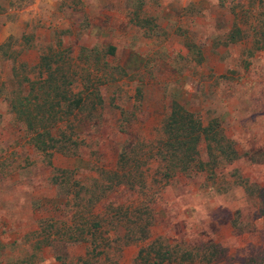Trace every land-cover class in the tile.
Here are the masks:
<instances>
[{
	"label": "rangeland",
	"instance_id": "1",
	"mask_svg": "<svg viewBox=\"0 0 264 264\" xmlns=\"http://www.w3.org/2000/svg\"><path fill=\"white\" fill-rule=\"evenodd\" d=\"M109 1L0 0V264H146L139 251L149 244L165 250L166 242L178 258L186 253L182 264L190 263L187 249L196 251L187 246L207 244L218 264L263 255L264 219L254 208L261 198L249 188H264V0H126L138 11L135 22L128 5L113 8ZM67 5L82 12L79 29L70 25ZM141 17L149 23H137ZM110 43L115 53L105 56ZM199 46L201 65L195 63ZM43 53L56 60L51 68L68 76L64 83L74 79L68 91L87 85L89 98L113 70L103 109L61 124L76 155L45 157L9 105L10 98H23L28 107L43 104ZM86 59L94 62L90 74ZM81 75L88 78L82 82ZM176 95L204 124L218 118L241 156L213 170L178 173L166 184L160 165L150 163L143 188L153 193L149 236L131 242L127 230H113L119 206L132 202L123 216L138 231L136 193L116 189L91 215L83 204L95 202L106 185L97 171L115 167L128 139L117 125L131 122L132 135L144 139L135 146L145 147ZM80 236L92 244L74 240Z\"/></svg>",
	"mask_w": 264,
	"mask_h": 264
},
{
	"label": "trees",
	"instance_id": "2",
	"mask_svg": "<svg viewBox=\"0 0 264 264\" xmlns=\"http://www.w3.org/2000/svg\"><path fill=\"white\" fill-rule=\"evenodd\" d=\"M134 15L136 17L138 12L135 11ZM135 17H133V20ZM131 19L132 16H130V21ZM137 23L143 25V23H149V20L147 18H141ZM238 32L239 30L237 28L232 29L229 33V37L232 38L233 33ZM187 47L190 52L191 46L188 45V43ZM115 48L114 45H108L104 55H114ZM84 51L86 52V50ZM55 61L56 60L53 59L50 53H43L40 56L39 66L47 70V76L42 81L43 86H45L43 91H41L43 104L28 107L23 102V98L22 100L17 99L18 102L10 98L9 104L11 110L16 113L17 118L25 125L26 131L30 134V140L33 146L45 157H50L55 152L70 155L77 154L75 148L67 143L68 140L71 142L74 139H72L70 135L66 137L65 129L61 130V124L68 122L69 118L76 113L85 111L88 113L87 115H91L92 111H96L98 108L102 110L104 107L103 92L114 83L112 79H109L113 76V70H111L108 74H104V76L108 75V79L100 85H94V89L90 91V93L94 94L93 98H89L88 94H86V90H88L87 85L77 92L68 91L67 88L69 84L71 85L74 82V79L64 83L63 78L68 76L66 74L63 75L57 65L51 68ZM84 61L88 66V74H90V72L92 73V70L94 71L95 69L91 67L93 61L90 59ZM203 62L204 56L201 46H199L195 63L201 65ZM66 72H69V69H67ZM100 72L101 73L95 72L94 75H103V71ZM73 74L74 73H72V75ZM80 78L83 79L82 82H84V78H88V75H81ZM32 91L33 87H31L30 93ZM179 97V95H176L172 98L167 113L156 130V137L149 140L145 147H140V149H138L135 146L136 141L143 142L144 139L140 140L132 135L131 122H128L125 126L117 125L119 131L124 132L128 139L119 147L117 153L118 160L115 167L111 170L101 169L97 171L99 177L104 180L102 182H105L106 185L104 187L101 186L102 188L99 189L101 193L98 194L95 202L89 201L83 204L85 206L83 209H88L91 215L95 205L98 202L102 204L105 199L109 197V194L116 189L124 187L125 190L129 191L131 194L136 193V207H134L133 213L137 217H135L134 223L138 231L132 232L133 229L126 223V217L123 216H127L129 209H131V205L133 206L132 202H130L131 205L122 204L119 206L114 224L115 229L113 230L116 233L127 230L125 234L130 236L129 240L131 242L144 241L149 236L151 221L148 216H151V209L154 203L152 200L153 193H151V191L146 192L143 188L146 186V178L149 177L147 171L149 169H147V167L150 163L157 162L158 165H160L161 172H159V176L162 177L161 179H163L164 184H166L178 173L188 174L213 170L216 169L214 167L218 164H230L241 156L235 143L225 136L218 118L212 117L204 124L198 113L189 110L184 105V102L181 103ZM32 98L36 99L38 97L34 95ZM55 104L57 106L60 104L62 105L55 109ZM54 130L60 131L59 134H55ZM202 143L205 145L204 159H202L200 150ZM249 189L254 191L252 193H256L257 197L261 198V200L257 201L258 204L254 205V208L258 215L264 219V188L261 189L260 187L252 185ZM244 191L247 192L248 195H251L247 188H244ZM145 196L147 197L145 198ZM102 212L103 210L97 213V215L100 216ZM99 220L103 222L101 217ZM104 220H108V217H104ZM110 220H108L109 223H111ZM101 222L99 223L98 221V227L102 225ZM125 234L123 236H125ZM74 240L85 241L92 244L88 236L75 237ZM187 247L191 249L196 248L195 253H191V250L187 249V255L189 256L187 261H190L189 264H218L219 256H217V253L214 254L209 251V246H207V244L206 246L198 245ZM165 248L166 249L163 250L161 244L158 246L149 244L147 248H142L139 251L138 257L145 258L146 264H167V261L173 264L174 262L178 264L185 262L184 260L187 257L184 251L183 254L181 253L180 258H178L175 251L173 252V245L166 242ZM177 259L182 262H178ZM245 264H264V254L252 257L247 260Z\"/></svg>",
	"mask_w": 264,
	"mask_h": 264
},
{
	"label": "crops",
	"instance_id": "3",
	"mask_svg": "<svg viewBox=\"0 0 264 264\" xmlns=\"http://www.w3.org/2000/svg\"><path fill=\"white\" fill-rule=\"evenodd\" d=\"M112 1H113V3H112ZM112 1H109V3H110V5H111V3L112 4H114L113 5V8L114 7H116L117 5H122V9H125L124 7H123V5H128V9H129V11H128V15H129V19H130V16H132V18H133V15H134V13H135V11L132 9L131 10V2H127L126 0H118V2H117V4L115 3V1L116 0H112ZM128 1H130V0H128ZM1 3V2H0ZM4 4H5V2H3ZM31 4V3H30ZM29 4V5H30ZM28 4H23L22 6H21V10H23L24 8L23 7H26ZM5 6V5H4ZM66 8H67V11H71L72 13H73V19L71 20V19H68L69 20V23H70V25L71 26H75V27H77V29H79L78 28V26H79V24H80V22H81V19H80V17L78 18V16L82 13V12H80V10L79 9H73V7H69V5H67V6H65ZM138 12V11H137ZM83 13H84V11H83ZM64 14V13H63ZM135 16V15H134ZM142 18V17H141ZM141 18H138V20L139 19H141ZM144 19L146 18V17H143ZM134 22H135V20H134ZM138 22V21H137ZM98 27H101V26H98ZM109 45H113V44H109ZM115 46V45H114ZM116 47V46H115ZM102 211V210H101ZM16 235V234H15Z\"/></svg>",
	"mask_w": 264,
	"mask_h": 264
}]
</instances>
